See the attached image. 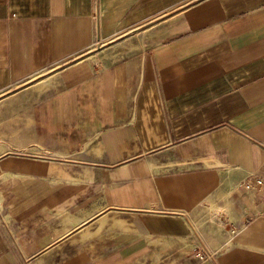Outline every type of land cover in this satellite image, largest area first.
<instances>
[{
  "label": "crops",
  "instance_id": "0c3cea01",
  "mask_svg": "<svg viewBox=\"0 0 264 264\" xmlns=\"http://www.w3.org/2000/svg\"><path fill=\"white\" fill-rule=\"evenodd\" d=\"M40 75L68 149L0 139V264H264V0H0V101Z\"/></svg>",
  "mask_w": 264,
  "mask_h": 264
},
{
  "label": "rangeland",
  "instance_id": "374dc122",
  "mask_svg": "<svg viewBox=\"0 0 264 264\" xmlns=\"http://www.w3.org/2000/svg\"><path fill=\"white\" fill-rule=\"evenodd\" d=\"M95 47V49H93ZM97 45H92V51L99 49ZM42 78V82L45 81L46 84H41V81L31 85L26 86L22 84L20 88L22 90L15 96H8L0 101V139L8 142V145L12 143V139L20 144V149L23 154H30L37 158H44L45 148L47 147L49 153L52 152L53 155H57L61 152H65L68 147L61 146L60 141L62 140L59 133H52L44 129L41 124H35L32 122V118L40 121L39 112L34 113V106L38 108L45 106V96H39L38 93L49 85L55 84V81L51 77L46 75H40L37 78L32 79L38 80ZM26 86V87H25ZM39 111V110H38ZM31 118V119H30ZM28 142H35L36 145L28 146ZM52 143V144H49ZM49 144V146H45ZM8 148V147H7ZM214 204H209L204 211V217H212L214 212ZM208 219V218H206ZM217 232L221 231V228H215ZM208 241L206 236L194 235L186 240V251L192 250L195 247H202L204 242ZM210 242V240L208 241ZM207 242V243H208Z\"/></svg>",
  "mask_w": 264,
  "mask_h": 264
},
{
  "label": "built area",
  "instance_id": "2783aa9c",
  "mask_svg": "<svg viewBox=\"0 0 264 264\" xmlns=\"http://www.w3.org/2000/svg\"><path fill=\"white\" fill-rule=\"evenodd\" d=\"M239 186L245 189H257L264 195V176L258 175L255 172H249L239 182ZM260 215L264 216V208L260 210Z\"/></svg>",
  "mask_w": 264,
  "mask_h": 264
}]
</instances>
